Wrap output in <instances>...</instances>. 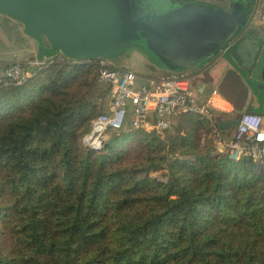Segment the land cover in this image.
Segmentation results:
<instances>
[{
    "label": "trees",
    "instance_id": "trees-1",
    "mask_svg": "<svg viewBox=\"0 0 264 264\" xmlns=\"http://www.w3.org/2000/svg\"><path fill=\"white\" fill-rule=\"evenodd\" d=\"M26 60L0 82V264H264V161L229 159L182 111L86 146L109 94L98 60Z\"/></svg>",
    "mask_w": 264,
    "mask_h": 264
},
{
    "label": "water",
    "instance_id": "water-1",
    "mask_svg": "<svg viewBox=\"0 0 264 264\" xmlns=\"http://www.w3.org/2000/svg\"><path fill=\"white\" fill-rule=\"evenodd\" d=\"M226 1L223 7L200 0H0V14L19 22L34 39L36 63L58 53L75 61L115 63L136 51L159 70L198 73L202 86L209 75L204 68L232 48L261 79L246 74L248 85L263 92L264 23L251 21L256 0ZM199 88L193 87V94L202 98ZM237 122L220 121L222 135L230 137Z\"/></svg>",
    "mask_w": 264,
    "mask_h": 264
},
{
    "label": "built area",
    "instance_id": "built-area-1",
    "mask_svg": "<svg viewBox=\"0 0 264 264\" xmlns=\"http://www.w3.org/2000/svg\"><path fill=\"white\" fill-rule=\"evenodd\" d=\"M258 3L252 19L264 23V0ZM262 47L264 49V40ZM97 62L99 79L109 87L108 102L106 110L91 120L90 130L82 137L86 146L101 148L108 130L121 128L127 118L132 128L161 133L171 128L172 115L182 111L198 114L207 121L209 132L203 135L202 142L213 137L223 146L229 159L248 156L255 163L264 161L262 116L242 113L231 136L226 138L218 127L213 96L199 98L194 95L191 81L184 74L170 73L155 81L140 83L132 70L116 66L108 59H98ZM29 65L14 61L1 67L0 82L4 77L20 82L27 75Z\"/></svg>",
    "mask_w": 264,
    "mask_h": 264
},
{
    "label": "crops",
    "instance_id": "crops-1",
    "mask_svg": "<svg viewBox=\"0 0 264 264\" xmlns=\"http://www.w3.org/2000/svg\"><path fill=\"white\" fill-rule=\"evenodd\" d=\"M204 2H227L226 0H200ZM228 3V2H227ZM227 6V5H226ZM2 15V14H0ZM5 16V15H4ZM8 17V16H6ZM9 18V22L5 21V23L8 25L6 27V31L0 28V39L9 40L10 42L13 41L10 39V32H12V35L14 37V41H22L24 44L30 43V41L33 43L32 48L30 49V52H28L25 55L22 56H15L11 60H5L2 56H0V66L2 64L9 62V61H18V60H24L26 58H31L36 52V42L33 38L26 35L22 28H20V23L13 20L12 18ZM252 22L253 19L251 20ZM31 38L32 40H28ZM261 49H263L261 45ZM228 53L231 51V48L228 49ZM228 53H222L218 55L214 61L209 63L204 69H208L209 75L206 77V81L204 85L201 86L202 82L198 80V73L197 74H187V77L190 79L192 85L194 88L199 87L198 93L200 94V97L205 98L210 95L213 96V99L215 101V109H216V117H219L222 120H228L232 118H236L235 114L236 112L241 113H252V114H258L262 116L263 124H264V91L258 92L253 90L247 83V80L245 78V75L247 74L248 79L255 78L256 80L261 81V79L258 76H255L253 73L255 68L253 67H245L242 63L239 57L237 58L235 56L236 52L233 54L228 55ZM236 74L239 79V84L236 87L234 91L231 92L227 91L230 87L227 85L222 88L223 80L225 79L226 75H228V72H231ZM139 78V82H148V81H155L159 79L162 76H165L168 72L163 73L156 71L153 72V69L146 71L145 77H140L139 73L135 72ZM239 89V91H238ZM150 125L153 123L151 120L149 121ZM235 125L231 128V132L233 131ZM152 131V130H149ZM221 146V144H218Z\"/></svg>",
    "mask_w": 264,
    "mask_h": 264
},
{
    "label": "rangeland",
    "instance_id": "rangeland-1",
    "mask_svg": "<svg viewBox=\"0 0 264 264\" xmlns=\"http://www.w3.org/2000/svg\"><path fill=\"white\" fill-rule=\"evenodd\" d=\"M8 20H9L8 17H6L4 15H0V28L2 30L4 29L6 31V27L8 25L5 23V21H8ZM253 21L257 22L254 19H253ZM19 26H20V28H22L21 24ZM12 32H10V36H11L10 39L13 41L10 42L7 39L5 40V38L0 39V56H2L3 59H5V60H11L15 56L18 57V56L25 55L28 52H30V49L33 46V43L31 41L28 44H26V43L24 44V42H22V41H14V37L12 35ZM28 40H32V39L29 38ZM26 59H24V60H26ZM29 59H30V57H29ZM18 61L23 62L24 64H27V60L26 61L18 60ZM112 63L116 66H121V67H124L126 69L132 70L133 72H137L140 74L139 75L140 77H145L146 71L151 70V69H153V72H156V71L162 72V70L155 68L151 63L147 62L145 60V58L142 57L140 54H138L136 51L126 52L117 62H115V63L112 62ZM29 66H31V65H29ZM163 72H166V71H163ZM106 98H105V103H104L105 107H106L107 102H108V97H106ZM127 119H129V118H127ZM159 134H162V133H159ZM107 136H108V134H107ZM134 142H135L134 139H130V140L126 141L124 144L125 145H132ZM217 149L220 151L224 150L223 146H220L218 144H217ZM151 175L155 176L158 179H164L161 171L154 172Z\"/></svg>",
    "mask_w": 264,
    "mask_h": 264
},
{
    "label": "flooded vegetation",
    "instance_id": "flooded-vegetation-1",
    "mask_svg": "<svg viewBox=\"0 0 264 264\" xmlns=\"http://www.w3.org/2000/svg\"><path fill=\"white\" fill-rule=\"evenodd\" d=\"M210 3H212V4H214V5H221V6H223V7H226V5H227V2H217V1H212V2H210Z\"/></svg>",
    "mask_w": 264,
    "mask_h": 264
}]
</instances>
